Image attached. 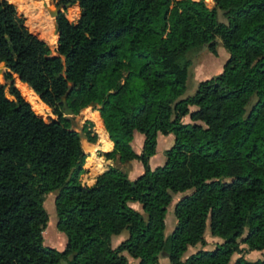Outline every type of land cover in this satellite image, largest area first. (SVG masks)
<instances>
[{
	"label": "trees",
	"instance_id": "trees-1",
	"mask_svg": "<svg viewBox=\"0 0 264 264\" xmlns=\"http://www.w3.org/2000/svg\"><path fill=\"white\" fill-rule=\"evenodd\" d=\"M8 1L0 0V264H129L123 252L135 264H157L159 255L169 264H229L240 245L260 257L231 264H264V0H213L211 8L202 0H58L80 12L74 23L55 16V54L12 4L25 0ZM215 37L228 53L221 71L181 97L186 52L205 44L214 54ZM23 88L35 110L49 107L56 118L37 115ZM61 98L73 115L96 105L112 142L102 155L138 160L142 173L131 180L114 165L82 185L84 167L103 163L86 158ZM86 124L81 133L95 142ZM157 134L172 140L150 168ZM101 142L108 146L95 147L107 150L104 132ZM51 191L62 250L42 242ZM175 193V223L164 235ZM205 232L220 241L181 259L204 245Z\"/></svg>",
	"mask_w": 264,
	"mask_h": 264
},
{
	"label": "rangeland",
	"instance_id": "rangeland-1",
	"mask_svg": "<svg viewBox=\"0 0 264 264\" xmlns=\"http://www.w3.org/2000/svg\"><path fill=\"white\" fill-rule=\"evenodd\" d=\"M35 1H38V0H35ZM195 1H198V0H195ZM202 1L204 2V4L208 8H211L214 6L213 0H202ZM12 4L15 6L17 13L23 17L24 25L27 28V30L30 33L34 34L37 38L43 40L45 42V44L51 50L52 54H55L56 41H57V32L54 29V25H55L54 18H55V16L57 15L58 12H61L69 22L74 23V22H76L77 18L79 17V12H80V9H79L77 4L62 5L60 2H58V0H44V5L46 4L45 7L47 9H44L43 14L41 15L42 22L44 20H48L51 24V31H52L51 37L46 38L43 36V32H46L47 30L46 29L41 30V26H37V22L34 18V16L35 17L39 16L40 10L37 7H34V8L32 7V10H30V11H32V13L29 12L25 7L26 4H29L28 0L21 1L20 3H17V4H14V3H12ZM30 14H32V15L30 16ZM216 17H217L218 21L225 22V19L222 15L221 10L216 11ZM42 28H46V24H44V22H43ZM215 42H216V44H215V53L214 54L209 51L207 45H205V44L191 48L189 51L186 52L185 56H186L187 60L189 61V66H188V75H187V79H186L185 90L182 93L181 97H185V96L193 94V92L197 86V83L199 81L206 79V78H209L211 76H214L221 71L222 65H223L225 59L227 58L228 53L225 50V48L222 46L221 41L218 37H215ZM4 71H6L5 67L0 68V83L4 82V80L2 78ZM7 83H8V81H7ZM5 91H7L6 87H5ZM21 93L24 96V99L29 102L31 109L37 115H39L44 121H49L51 119L56 118V116L52 113V110L49 107H47L46 109L41 107L39 110H35L32 107V104L30 103L28 98L26 97L24 89H21ZM6 94H7V92H6ZM87 108L90 110H86ZM97 108L98 107L96 105H92V106L88 105L86 108L81 109L77 114H75V115L72 114L69 117L70 118V128L77 131L78 133H80V144H81L83 152L85 153L86 156L94 155V153H95L96 156L101 157L103 154L102 150H97L98 147L97 146L95 147V145H97L98 143L100 145H102L100 140L98 142V139H97L96 144H88V142L84 138L83 134L81 133V126L84 123H87L86 125L89 126L91 132L95 133L97 138H98L96 128H95V124L92 121V120H94L100 126V120H98L99 119V116H98L99 113L97 111ZM90 119H92V120H90ZM102 129L103 128L101 126L100 130H102ZM100 138H101V136H100ZM102 146H104V145H102ZM95 150H97V151H95ZM161 154L163 156V153H161ZM54 194H55V192L51 191V192H48L44 197L43 207H44L45 212L47 214V222H46V226L43 230L42 242L44 245L54 247L57 250H62L64 246L62 247V245H58L59 240L55 238V236L59 235V233L62 235L63 238H64V236H63L62 232H59L56 229V216H55L54 206H53ZM180 195L181 194L173 195L171 203L169 204V207L166 211L165 219H164V222L166 221V229L171 230L174 226V216L172 213V206H173V203L177 200V198ZM64 240H65V238H64ZM60 241H61V239H60ZM219 241H220L219 238L211 237L208 235L207 232H205L204 245L197 243L191 248L190 251L194 252L195 250H197L201 247L204 249H209L213 246L214 243L219 242ZM240 255L244 256L248 260H254L258 256L257 254H251V253L245 252V246L240 245L239 248L236 250V252H234L231 255L229 264H231V262L236 257H238ZM183 257H184V254L182 255L181 259H183ZM135 262H136L135 259L129 260V264H135ZM59 264H67L66 259H61Z\"/></svg>",
	"mask_w": 264,
	"mask_h": 264
},
{
	"label": "crops",
	"instance_id": "crops-1",
	"mask_svg": "<svg viewBox=\"0 0 264 264\" xmlns=\"http://www.w3.org/2000/svg\"><path fill=\"white\" fill-rule=\"evenodd\" d=\"M12 75L13 76H16L15 74H12ZM28 88H23V89H28ZM191 109H193V107H190V110ZM98 116H99V114H98ZM99 119L101 121L100 116H99ZM182 120L184 122H187L188 121V117L187 116L186 117H183ZM101 125H102V121H101ZM102 128L103 129L100 131V136H101L100 142H101V139H102V131H103L104 134H105V136H106V139H107V141L109 143L108 149L107 150H102V153H105V152H108V151H110L112 149V142L108 139L107 133L104 130L103 125H102ZM97 139L98 138L96 136L95 142H88V144H96L97 143ZM142 139H143V136L140 133H135L134 136H133V139H132V148H133V150L136 153H138L140 151V149H141ZM171 140H172V135L171 134H167V135L157 134V136H156V149H155V153L152 156H150L149 159H148V166L150 168H154L155 166L161 165L164 162V150L167 149L170 146ZM102 145H104V147L108 146V144H104V143H102ZM97 150H99V149H97ZM97 150H95V151H97ZM161 153H163V156H162ZM91 156H92L91 158L97 159L94 155H91ZM87 157L88 156H86V158ZM100 158L102 160L97 159L98 161H100L101 163H103V164H99V166L100 165L101 166L103 165V168L100 171H92V170H89V169H87V168H85L83 166L84 167V173H82L80 175V181H81V184L82 185H85V186H91V185H93L94 182H95V178H96V176L98 174H100L101 172H103L108 167L114 166V165H117L120 169H122L126 173L127 177L129 179H131V180L134 179L135 177H137L143 171L142 165H141V163L138 160H132V161L127 162V163H119L116 158L115 159H107L103 155ZM175 194H182V193H175ZM175 194H173V195H175ZM173 195H172V197H173ZM130 205L132 207H134V208H138L137 205L134 204V203H131ZM168 207H169V205H168ZM168 207H167V209H168ZM174 223H175V219H174ZM170 231L171 230L166 229V221H165L164 235L168 234ZM126 236H127V232L125 230L121 231L119 234H116V235L111 236V238H110V244H111V246L112 247L116 246L120 241H122L123 239H125ZM55 238L59 240L58 241V245H62V247H63L64 244H65V240L62 237V235L59 233V235L55 236ZM60 239H61V241H60ZM191 248L192 247H188L187 250L183 253L184 254L183 259L185 257H187L190 253L193 252V251H190ZM261 252L262 251H249L248 253L257 254L258 256L256 258H258V257H260ZM123 254L126 256V258L128 260V263H129V260L131 258L126 254V252H123ZM157 264H169V262H168L166 256L159 255Z\"/></svg>",
	"mask_w": 264,
	"mask_h": 264
},
{
	"label": "bare ground",
	"instance_id": "bare-ground-1",
	"mask_svg": "<svg viewBox=\"0 0 264 264\" xmlns=\"http://www.w3.org/2000/svg\"><path fill=\"white\" fill-rule=\"evenodd\" d=\"M28 2H29V4H26L25 5V7H26V9L29 11V12H31L32 13V11H30V10H32V7L34 8V7H37L39 10H40V12H39V16H37V17H35L34 16V18H35V20H36V22H37V26H41V30H44V29H46L47 31L46 32H43V36L44 37H46V38H49V37H51V35H52V31H51V24H50V22L48 21V20H44L43 22H44V24H46V28H42V25H43V22H42V17H41V15L43 14V11H44V9H47L46 7H45V5H44V0H38V1H35V0H28ZM32 14H30V16H31ZM50 24V25H49ZM86 110H90V109H86ZM97 114V113H96ZM90 120H92V119H90ZM98 120H100V119H98ZM93 122H94V124H95V127H97L99 130H100V127L102 126L101 125V121H100V126L94 121V120H92ZM101 131V130H100ZM105 166V165H104ZM100 167V169H102L103 168V165L101 166H99Z\"/></svg>",
	"mask_w": 264,
	"mask_h": 264
},
{
	"label": "water",
	"instance_id": "water-1",
	"mask_svg": "<svg viewBox=\"0 0 264 264\" xmlns=\"http://www.w3.org/2000/svg\"><path fill=\"white\" fill-rule=\"evenodd\" d=\"M54 29L56 31V29H57L56 25H54ZM4 67H6V63L5 62H0V68H4ZM90 106H92V104H90ZM61 111H62L63 115L66 116V117H70L72 115V111L66 105V102H65L64 98H61Z\"/></svg>",
	"mask_w": 264,
	"mask_h": 264
}]
</instances>
